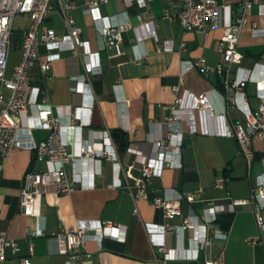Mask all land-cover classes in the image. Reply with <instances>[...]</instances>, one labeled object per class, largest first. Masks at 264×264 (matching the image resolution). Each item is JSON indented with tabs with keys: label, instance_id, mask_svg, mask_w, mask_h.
<instances>
[{
	"label": "crops",
	"instance_id": "1",
	"mask_svg": "<svg viewBox=\"0 0 264 264\" xmlns=\"http://www.w3.org/2000/svg\"><path fill=\"white\" fill-rule=\"evenodd\" d=\"M145 1L143 6L136 0H104L98 3L101 14L110 21L128 20L131 25L122 31L121 53H116L106 44L101 33L103 20L94 21L84 0H77L72 15L82 28V38L89 41L90 50L98 53L100 66L89 71L81 55L65 50L52 62L47 76H41L37 64L29 71L33 82L46 87L54 111L66 105L72 110L80 107L77 122L89 120L88 126H71L68 129L71 145L78 137H87L89 129L111 131L121 128L128 133L126 150L120 152L117 149L122 184H113L117 177L110 160L102 157L95 165L92 161L78 162L75 172L94 167L99 169L93 178L94 185L76 187L70 193H58L48 185L37 205L43 235H29L37 225V218L21 211L20 189L25 172L40 166L32 145L43 139L47 130L30 126L33 120L22 116L17 142L11 147L0 173V229L7 231L18 250L14 251L11 243H7L6 257L0 264H20L22 257H29L31 264H65V256L57 252L53 233L78 221L90 227L110 221L120 227L121 234L119 237L106 236L100 241L90 235L85 242L90 256L83 260V264H163V254L153 244L151 236L156 241H163L167 248L193 247L189 229L162 231L159 226L168 221L163 211L155 208L149 199L133 197L127 186L134 185L136 178L141 176V159H157L158 153L146 136L158 135L178 125V122L164 124L170 113L166 106L174 102L175 95H181L185 89L195 94L208 92L211 106L220 110L223 78L214 72L205 74L199 68L188 69L181 75V61L205 57L208 64H217L221 55L215 49V42L222 30L208 34L192 30L184 35L181 24L164 15L165 9L179 7L180 0ZM252 19L262 32L255 34L245 28L240 33L237 47L243 54L241 65L245 68H251L256 62L264 64V14L255 8ZM142 21L151 23L156 38H144L133 46L134 27ZM46 24L59 34L66 32L56 9L48 13ZM182 41L186 43L185 48H181ZM163 46L167 48L163 49ZM39 52L41 55L47 53L44 44L39 45ZM140 53L143 56L136 58ZM78 77H84L88 82L87 90H76ZM174 85H177L176 91H173ZM244 90L250 105L254 106L257 102L254 83L248 82ZM29 111L33 112L34 108L30 107ZM184 115L188 117L185 112ZM226 116L229 120L241 116V112L232 108ZM63 120L67 121V118ZM160 122L163 126L158 124ZM180 124L184 131L180 146L181 165H163L161 173L151 177L150 186L169 195L201 187L203 195L195 201L182 198V215L169 222L180 224L182 217L190 211L205 221L208 205H224L233 199L249 200L255 179L259 175L264 177L261 156L264 141L253 138V158L248 165L235 137L198 131L191 133L184 120ZM68 170L73 176V169L69 167ZM219 176L226 179L224 187L215 186V179ZM90 178L85 174L84 181L87 183ZM148 223L153 235L146 229ZM259 234L251 203L236 204L231 210L216 212V219L208 224L209 242L199 247L196 259H176L165 264H204L212 257H218L221 264H264V246L244 241L245 237Z\"/></svg>",
	"mask_w": 264,
	"mask_h": 264
},
{
	"label": "built area",
	"instance_id": "2",
	"mask_svg": "<svg viewBox=\"0 0 264 264\" xmlns=\"http://www.w3.org/2000/svg\"><path fill=\"white\" fill-rule=\"evenodd\" d=\"M100 1L104 0H84L92 19L94 21L103 20L101 33L106 44L116 53H121L122 31L131 25L128 20L112 22L103 16L98 7ZM136 1L141 6L146 5L145 0ZM126 2H131V0H126ZM76 5L77 0H0V103L2 105L0 108V173L11 147L17 142L22 116L33 120L30 126H39L47 130L46 136L32 145L35 158L40 166L30 168L25 172L20 189L21 211L37 218L36 227L29 232L31 236L43 235L40 225L41 215L37 212V205L48 185H52L58 193H70L76 187L86 188L94 185L93 178L99 169L94 167L75 172L78 162L92 161L95 165L104 157L112 162V169L117 177L113 184L117 186L122 184L119 178L121 170L119 154L111 132L108 129L98 131L89 129L87 137H78L71 145L67 136L68 129L71 126L77 128L88 126L89 120L80 119L77 122L79 118L77 111L80 107L72 110L66 105L59 107V111H54L49 102L46 87L33 82L30 76L29 71L35 64L41 76H47L52 62L60 56L61 51L65 50L81 55L89 71L100 66L98 53L90 50L89 41L81 36L82 28L75 23L72 10ZM255 8L260 14H264V0L234 2L180 0L179 7L167 8L164 11L166 17L176 19L181 24L184 35L192 30L204 34L217 29L222 30L215 42V49L221 55L220 61L215 65H210L205 57L195 60L183 59L181 75L192 68H199L205 74L214 72L223 78L224 93L220 110L211 106L208 92L195 94L185 89L181 95H175L174 102L166 106L170 113L166 116L164 124L178 122V125L167 128L158 135L148 134L146 136L152 141L153 149L158 153L157 159H141V176L136 178L134 185L127 186L133 197L149 199L155 208L163 211L168 221L159 226L162 231L167 229H189L191 231L192 248H167L163 241H156L151 236V241L163 254V264L176 259H196L199 247L209 242L208 224L216 219V212L231 210L236 204L247 201L252 205L260 234L245 237L244 241L261 243L264 246V235L262 234L264 232V177L262 175L255 179L249 200L233 199L224 205H208L206 207L208 217L205 221L198 214L190 211L182 217L180 224H172L169 220L182 215L181 199L185 198L188 201L201 199L203 189L199 187L185 193L169 195L160 193L150 186L151 177L159 175L163 165L169 167L181 165L180 146L183 143L184 131L180 123L183 120L187 123L188 131L191 133L198 131L203 134L235 137L240 151L250 165L253 158V138L257 137L264 141V64L256 62L251 68L243 67L241 65L243 54L237 46L240 33L245 28L251 29L255 34L262 32V29L257 28L256 22L252 19V11ZM54 9L57 10L64 23L65 33L59 34L53 27L46 24L48 13ZM17 14L26 15L29 22L21 30L19 59L7 75V55L13 33L12 24ZM150 24V22L142 21L138 27H134L133 46L138 45L144 38H156V31ZM40 44L46 46L45 55L39 52ZM180 45L181 48H185L186 43L182 41ZM141 56L143 54H137L136 58ZM248 82H253L255 85L257 102L254 106L250 105L244 90ZM87 87L88 82L84 77H80L76 90L85 91ZM176 89L177 85H174L173 91ZM30 107L34 108L33 112L29 111ZM232 108L239 110L241 116L227 120L226 115ZM184 112L188 117L185 118ZM63 118H67V121ZM261 156L264 164V145ZM69 167L74 171L73 176L69 174ZM85 174L91 177L87 183L84 181ZM225 180L222 176L217 177L215 186L224 187ZM134 210L137 211V208ZM146 229L151 232V224L148 223ZM153 234L151 232V235ZM216 234L220 235V232ZM90 235L99 241L106 236L119 237L121 236L120 227L110 221L98 227H90L83 221H78L71 227H62L54 232L57 252L65 256V264H83V260L90 256L85 245ZM9 242L14 251L18 250L7 231L0 229V263L6 257L5 247ZM31 250L32 244H30ZM20 264H31L29 257L20 258ZM204 264H221V260L218 257H212L205 260Z\"/></svg>",
	"mask_w": 264,
	"mask_h": 264
},
{
	"label": "rangeland",
	"instance_id": "3",
	"mask_svg": "<svg viewBox=\"0 0 264 264\" xmlns=\"http://www.w3.org/2000/svg\"><path fill=\"white\" fill-rule=\"evenodd\" d=\"M28 17L26 15H20L17 14L14 17V21L12 24V36H11V42H10V46L8 49V55H7V69H6V73L7 75L10 74L13 66L17 63L18 61V57L20 54V50H19V38H20V34H21V30L28 25Z\"/></svg>",
	"mask_w": 264,
	"mask_h": 264
},
{
	"label": "trees",
	"instance_id": "4",
	"mask_svg": "<svg viewBox=\"0 0 264 264\" xmlns=\"http://www.w3.org/2000/svg\"><path fill=\"white\" fill-rule=\"evenodd\" d=\"M258 57V55H256ZM113 137L115 144L117 145V149L120 152H124L129 145V137L128 133L121 128H115L110 131Z\"/></svg>",
	"mask_w": 264,
	"mask_h": 264
},
{
	"label": "bare ground",
	"instance_id": "5",
	"mask_svg": "<svg viewBox=\"0 0 264 264\" xmlns=\"http://www.w3.org/2000/svg\"><path fill=\"white\" fill-rule=\"evenodd\" d=\"M253 81H256V80H253Z\"/></svg>",
	"mask_w": 264,
	"mask_h": 264
}]
</instances>
